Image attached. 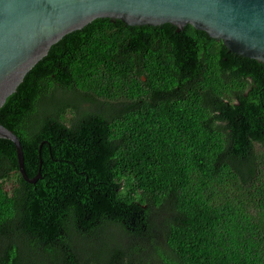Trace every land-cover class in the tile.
I'll use <instances>...</instances> for the list:
<instances>
[{
  "label": "trees",
  "instance_id": "1",
  "mask_svg": "<svg viewBox=\"0 0 264 264\" xmlns=\"http://www.w3.org/2000/svg\"><path fill=\"white\" fill-rule=\"evenodd\" d=\"M0 123L41 172L0 139V264H264L263 63L190 25L97 19Z\"/></svg>",
  "mask_w": 264,
  "mask_h": 264
},
{
  "label": "water",
  "instance_id": "2",
  "mask_svg": "<svg viewBox=\"0 0 264 264\" xmlns=\"http://www.w3.org/2000/svg\"><path fill=\"white\" fill-rule=\"evenodd\" d=\"M97 19L178 31L190 25L264 64V0H0V109L52 46ZM0 139L15 145L19 172L35 185L41 172L28 176L21 141L1 123Z\"/></svg>",
  "mask_w": 264,
  "mask_h": 264
}]
</instances>
